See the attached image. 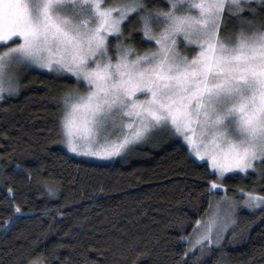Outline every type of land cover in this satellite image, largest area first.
I'll use <instances>...</instances> for the list:
<instances>
[{
	"label": "snow or ice",
	"instance_id": "1",
	"mask_svg": "<svg viewBox=\"0 0 264 264\" xmlns=\"http://www.w3.org/2000/svg\"><path fill=\"white\" fill-rule=\"evenodd\" d=\"M168 2L167 10L153 12L147 0H0V100L19 92L21 66L71 73L77 86L60 103L63 142L72 152L112 157L167 129L181 134L200 159L208 157L216 176L209 190L222 189L217 181L226 173H264L257 168L264 165V29L242 28L226 42L220 26L227 0ZM252 3L230 0L229 15L232 9L242 14ZM133 24L155 50L140 53L127 42L134 37L124 32ZM180 36L186 47L196 46L193 55L179 51ZM114 133L119 135L109 139ZM48 191L56 194L54 187ZM244 195L248 208L264 205V194ZM7 199L13 215L0 225L5 231L22 214L15 196ZM222 199L229 212L215 239L209 226L195 244L219 243L232 222L237 201Z\"/></svg>",
	"mask_w": 264,
	"mask_h": 264
},
{
	"label": "trees",
	"instance_id": "2",
	"mask_svg": "<svg viewBox=\"0 0 264 264\" xmlns=\"http://www.w3.org/2000/svg\"><path fill=\"white\" fill-rule=\"evenodd\" d=\"M147 4L150 11L169 8L168 0ZM242 28L264 29V5L253 0L242 14L224 12L221 37ZM129 32L138 51L154 47L139 24L124 36ZM19 83V93L0 102V225L13 215L9 195L22 209L7 231L0 227V264H264V206L239 211L221 247L188 252L186 238L222 191L209 190L214 171L182 139L161 134L111 162L75 157L61 145L60 101L76 80L27 66ZM217 182L232 196L241 189L264 194L261 172Z\"/></svg>",
	"mask_w": 264,
	"mask_h": 264
},
{
	"label": "rangeland",
	"instance_id": "3",
	"mask_svg": "<svg viewBox=\"0 0 264 264\" xmlns=\"http://www.w3.org/2000/svg\"><path fill=\"white\" fill-rule=\"evenodd\" d=\"M104 2L107 3L106 0H104ZM114 4H116V3H114ZM229 5H230V0H227L225 11L228 10ZM152 11L154 12V10H152ZM232 12L236 14V10L235 9H232ZM222 19H223V17H222ZM251 31H254V30H251ZM251 31H249V32H251ZM236 36L237 35L232 36V37H228V38H224V37H221V38L224 39L226 42H228V41L234 40L236 38ZM110 39H111V37H110ZM177 39H178L179 51L183 55L191 56V55L194 54L193 50L196 48L195 45H191V46L186 47L182 36L178 37ZM8 43L10 44L11 42H8ZM155 47H156V45L154 43V47L152 49H149V50H155ZM3 50L4 49L2 47H0V51H3ZM145 51H148V50H145ZM145 51H139V52L143 53ZM26 67L27 66H21L20 68H18L16 70V75L18 76L19 80H20L21 75L25 72ZM28 67H33L35 69H38V70H41V71H46V72H49V73H54V74L69 75V76L73 77L76 80V78L71 73H67V72L58 73V72H56L54 70H51V69L42 68L39 65H29ZM76 86H77V80H76ZM79 87L81 88L82 91L85 90L82 83L79 85ZM7 96H12V95H5V97H7ZM140 98L143 99V97H140ZM1 101L2 100H0V102ZM196 131H197V138H198L199 129H197ZM168 132H171L172 134L176 135L177 137H179L180 139L183 140V142L186 144V146L188 148V151H189L190 155L193 158H195L196 160L201 161V162H207L210 165V160L208 159L207 156H205L204 159H200V157L196 156L195 153L191 151L190 145L187 143V141L184 140V138H183V136L181 134L175 133L174 131H169L167 129L154 130V132H153V134L151 136H149L148 138H146L143 141H140V142H137L135 144L129 145L127 150L122 152L120 155L107 157V158L98 157V156H91V155H85V154L78 153V152H72L66 146V144L63 142V140H64L63 132H62L61 145L63 146V148L67 152H69L71 155H73L75 157H78V158H81V159H86V160H92V161H96V162H111V161H114V160H116L118 158L126 156L135 147L147 144V143L153 141V139L155 137H157V136H159L161 134L168 133ZM117 135H119V133H114L111 137H109V139H115ZM101 142H103V140ZM258 166H259V164H257V168H258ZM213 171H215V170H213ZM252 171H255V170L250 169L248 172H252ZM232 173H241V172H239V170H236L235 172L226 173L225 176L228 175V174H232ZM241 174H246V173H241ZM220 190L222 191V193L218 194V195L216 194L212 198V202H211V205H210V208H209L210 211L207 212L205 217L200 220V224H197L195 226V228L193 230V233L188 238H186V240L188 242V252L190 254L194 253L199 247H201L200 244H195V241L200 235L203 234V232H204L206 227H209V226L212 227V229H213V238L215 239L216 228L220 225L222 218L227 216L228 212H229V210H228L227 206L224 204V201H223L222 198H224V197L233 198V199H235L237 201V205L234 208V210H232L231 215L229 217V219L232 222L229 223L227 229L223 232L219 243L211 244V246H213L215 248L221 247L224 244V242L226 240V237L228 236V233L230 231L234 230V228H236L237 223H238L237 221H238V213H239V211H241L242 209H246V210H249V211H255V210L260 209L262 206H264V205L258 206L257 208H254V209L248 208L247 206H245L243 204V200L245 199V195L244 194H246L247 192H243L242 193L240 191V192H238L237 195L232 196L229 193H227V190L225 189V186L222 189H220ZM203 244L204 245H210L207 241H204Z\"/></svg>",
	"mask_w": 264,
	"mask_h": 264
}]
</instances>
